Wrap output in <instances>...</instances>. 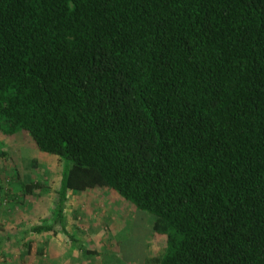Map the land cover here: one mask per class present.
Wrapping results in <instances>:
<instances>
[{
    "label": "trees",
    "instance_id": "obj_1",
    "mask_svg": "<svg viewBox=\"0 0 264 264\" xmlns=\"http://www.w3.org/2000/svg\"><path fill=\"white\" fill-rule=\"evenodd\" d=\"M0 131L66 163L31 233L95 255L63 205L108 189L153 215L156 264H264V0H0Z\"/></svg>",
    "mask_w": 264,
    "mask_h": 264
},
{
    "label": "rangeland",
    "instance_id": "obj_2",
    "mask_svg": "<svg viewBox=\"0 0 264 264\" xmlns=\"http://www.w3.org/2000/svg\"><path fill=\"white\" fill-rule=\"evenodd\" d=\"M0 142L9 154V159L0 163V264H28L31 256L27 243L36 242L39 249L46 238L33 235L29 229L45 218L52 223L66 163L40 152L26 132L5 136L0 131ZM30 182H37L40 187L28 194L24 185ZM63 208L65 225L74 233L73 238L80 241L83 250L97 252L92 255L79 249L77 263L137 264L143 250L148 254L146 264H156L153 260L165 240L154 233L153 215L143 211L134 214V207L116 192L102 189L69 193ZM122 219L126 222L124 231L112 238L110 226ZM56 230L62 231L58 225ZM63 238L66 255L73 259L70 254L78 249V244L67 235ZM45 262L40 255L35 264Z\"/></svg>",
    "mask_w": 264,
    "mask_h": 264
},
{
    "label": "crops",
    "instance_id": "obj_3",
    "mask_svg": "<svg viewBox=\"0 0 264 264\" xmlns=\"http://www.w3.org/2000/svg\"><path fill=\"white\" fill-rule=\"evenodd\" d=\"M132 212H134V214H137V210H133ZM123 217V216H122ZM115 224H113L112 226H110V235L112 236H118L121 232L124 231L125 229V224L123 222H114ZM37 225V224H36ZM69 226V225H68ZM67 227V230L70 234H74L72 231L69 230V227ZM140 228V225L138 226ZM137 228V229H139ZM33 235L36 236H40L38 234L32 233ZM41 235H44L46 238L43 240V245L42 248L37 249L38 253H36V256L34 258H32V261L30 262V264H35L37 261L38 256L41 255V258L44 259V261H47L45 263L47 264H79L77 263L78 260V249H74L72 251V253L70 254V257L72 258H68V256L66 255V248L64 247V243H65V238H63V236L65 235L62 231H57L56 235H53L52 233H43ZM75 236V235H74ZM77 237V236H76ZM109 237L110 240H112V238ZM147 246L145 245V248ZM142 253L140 254V258L139 261L137 262V264H146V258L148 256L147 252L141 250ZM80 252H82L80 250ZM34 254V253H33ZM31 254V255H33ZM29 255V256H31ZM30 259V258H29ZM130 264V263H127Z\"/></svg>",
    "mask_w": 264,
    "mask_h": 264
}]
</instances>
